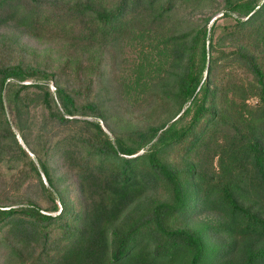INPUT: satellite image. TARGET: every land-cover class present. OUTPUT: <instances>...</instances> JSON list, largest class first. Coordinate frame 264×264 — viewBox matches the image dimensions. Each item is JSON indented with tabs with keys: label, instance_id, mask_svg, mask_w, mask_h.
Listing matches in <instances>:
<instances>
[{
	"label": "trees",
	"instance_id": "obj_1",
	"mask_svg": "<svg viewBox=\"0 0 264 264\" xmlns=\"http://www.w3.org/2000/svg\"><path fill=\"white\" fill-rule=\"evenodd\" d=\"M203 1L0 0V173L36 187L0 190V264H264V0Z\"/></svg>",
	"mask_w": 264,
	"mask_h": 264
},
{
	"label": "rangeland",
	"instance_id": "obj_2",
	"mask_svg": "<svg viewBox=\"0 0 264 264\" xmlns=\"http://www.w3.org/2000/svg\"><path fill=\"white\" fill-rule=\"evenodd\" d=\"M218 3H220L221 0H216ZM212 3L214 4L213 0H204L202 3L196 4V10L195 5L192 3L190 5L186 6V9H184L181 13L180 16H184L183 19H187L191 17L190 13L193 14V17H200L204 11H209L210 12V7H207V3ZM221 13H217L216 15L213 16V19L217 16H219ZM134 46L125 45L123 44V49L121 48V53L123 55V58L129 59V58H136L138 59L139 55V44L133 42L132 43ZM42 45L34 39H31L28 36H22L20 43H19V50H24L25 53H29L32 55V52L37 51L41 49ZM25 54V55H27ZM116 76L118 77V81L124 82L128 78L124 77H132L130 74L129 70V64L128 63H121L119 68L116 70ZM40 82V81H39ZM50 89L53 91L54 87L52 86V82H49ZM100 83L97 84L96 90H99L100 88ZM114 100L112 101V108L111 111L113 113H116L117 117H120L118 120L119 125L122 126L126 124L127 121H132L133 125H139L143 121V116L142 114L145 113V100L143 99H138L133 96V91L126 92V87L121 88L120 91L117 93L113 94ZM30 127L27 130V134L29 137H32L33 134L36 132L41 118H42V110L39 107L32 108L28 114ZM8 117H10L9 112H8ZM90 119H94L89 117ZM102 124V122L100 121ZM14 132L16 133V137L18 138V141L23 144V141L21 137L19 136V133L17 129L13 127ZM111 136V134H110ZM30 155H32L29 152ZM44 180V177H43ZM45 182V180H44ZM46 183V182H45ZM36 187H31L29 189H25L24 187L22 188H17L16 184L11 185V182L9 181V176L7 174H2L0 173V190H2L8 197L9 199H22V197L26 196H33L35 197L36 195ZM59 206L60 203L58 202Z\"/></svg>",
	"mask_w": 264,
	"mask_h": 264
}]
</instances>
